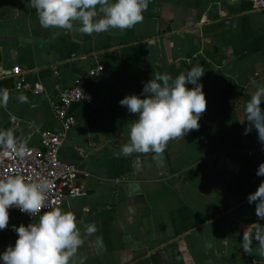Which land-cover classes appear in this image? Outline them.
<instances>
[{"label":"crops","instance_id":"0c3cea01","mask_svg":"<svg viewBox=\"0 0 264 264\" xmlns=\"http://www.w3.org/2000/svg\"><path fill=\"white\" fill-rule=\"evenodd\" d=\"M197 64L207 101L200 128L162 153L122 154L136 117L119 101L157 72L175 77ZM100 65L101 75H87ZM15 67L45 93L18 90ZM80 77L93 102L71 105L77 124L60 150L87 191L61 207L82 232L76 264H264L257 241L251 253L241 246L244 231L264 223L247 201L258 182V157L247 150L262 145L255 128L244 134V105L264 86V12L245 1L149 0L132 28L85 34L43 28L26 0H0V89L9 95L0 128L41 148L42 132H64L52 102ZM30 222L19 216L14 225ZM16 239L13 229L0 230V252Z\"/></svg>","mask_w":264,"mask_h":264},{"label":"clouds","instance_id":"9594fccd","mask_svg":"<svg viewBox=\"0 0 264 264\" xmlns=\"http://www.w3.org/2000/svg\"><path fill=\"white\" fill-rule=\"evenodd\" d=\"M149 0H26L35 8L39 24L43 28L73 30L78 26L81 33L107 32L109 29L126 30L143 20V12ZM199 64L173 77L157 72L144 83L139 94L126 95L119 101L129 113L135 114L129 125V142L121 146L124 155L132 153H162L166 144L184 137L200 128L199 120L207 107L203 84L204 75ZM192 85V87H188ZM8 92L0 89V105H6ZM18 99L26 101L20 94ZM264 86L258 87L244 105V121L248 126L244 134L257 130L258 142L264 146ZM12 128H0V148L3 155L24 157L26 149L15 136ZM256 175L264 177V162ZM53 182L48 179H25L23 175L9 174L0 178V230L9 226V209L17 208L32 220L27 225H12L17 239L0 252V264H76L74 254L84 240L72 210L60 207L49 209L47 193ZM249 204L255 202L259 221H264V180L247 196ZM97 231L96 224L89 222L86 232ZM264 256V223L257 222L253 232L244 231L241 246L245 253L253 250V241ZM211 248L212 242L206 243ZM82 264V262H81Z\"/></svg>","mask_w":264,"mask_h":264},{"label":"built area","instance_id":"2783aa9c","mask_svg":"<svg viewBox=\"0 0 264 264\" xmlns=\"http://www.w3.org/2000/svg\"><path fill=\"white\" fill-rule=\"evenodd\" d=\"M248 2L254 10L264 12V0H225ZM104 66L100 65L88 72L89 77H96L104 72ZM10 76L14 79V84L18 90H28L35 95H43L45 88L41 83H29L21 68L15 67L10 71ZM86 79L80 77L65 90L59 92L57 100L52 102L56 117L64 126V132L46 130L41 135V148L35 149L26 141L18 140L25 146L26 155L19 157L15 154L5 156L3 148H0V178L9 174L23 175L25 179L33 177L34 180L48 179L53 182L51 190L47 193V204L49 209L62 207L66 198H79L87 195V191L79 185L82 175L77 165L64 162L60 157V150L64 144L68 132L72 130L77 120L75 115L70 111L73 104L81 102H93V98L85 90ZM14 121V118H12ZM2 125L0 119V127ZM257 134V132H256ZM249 158L258 157V166L264 162V146H259L247 150ZM256 169V172H257ZM256 190L264 177L257 176ZM10 219L9 228H12L19 216H25L32 220L27 213H22L17 208L9 209Z\"/></svg>","mask_w":264,"mask_h":264}]
</instances>
